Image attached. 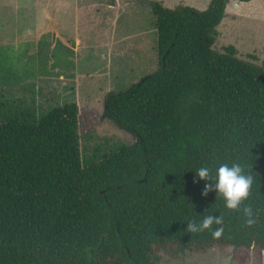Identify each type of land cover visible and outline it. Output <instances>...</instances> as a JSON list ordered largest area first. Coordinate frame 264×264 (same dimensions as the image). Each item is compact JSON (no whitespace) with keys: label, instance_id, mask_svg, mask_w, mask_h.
Masks as SVG:
<instances>
[{"label":"trees","instance_id":"1","mask_svg":"<svg viewBox=\"0 0 264 264\" xmlns=\"http://www.w3.org/2000/svg\"><path fill=\"white\" fill-rule=\"evenodd\" d=\"M229 1L151 4L158 68L103 103L133 143L83 157L75 102L3 117L0 264H163L226 247L264 264V64L215 48ZM231 162L254 176L251 225L201 196L195 168ZM210 212L225 216L222 237L186 231Z\"/></svg>","mask_w":264,"mask_h":264},{"label":"rangeland","instance_id":"2","mask_svg":"<svg viewBox=\"0 0 264 264\" xmlns=\"http://www.w3.org/2000/svg\"><path fill=\"white\" fill-rule=\"evenodd\" d=\"M155 1L205 9L210 0H0V124L4 116L75 102L83 157L135 137L102 117L109 91L158 68ZM228 3L215 48L233 44L264 64V0ZM97 148H99L97 150ZM163 264H260L256 250L226 247Z\"/></svg>","mask_w":264,"mask_h":264},{"label":"clouds","instance_id":"3","mask_svg":"<svg viewBox=\"0 0 264 264\" xmlns=\"http://www.w3.org/2000/svg\"><path fill=\"white\" fill-rule=\"evenodd\" d=\"M195 174L200 181H205L201 196H207L210 191L217 194L224 209L243 215L247 224L253 221V209L247 206L254 185V176L247 170V166L240 162L221 163L214 172L211 167L201 165L195 168ZM195 182V181H194ZM225 216L209 214L187 222L186 231L193 235L208 232L214 239L222 237L224 233Z\"/></svg>","mask_w":264,"mask_h":264},{"label":"crops","instance_id":"4","mask_svg":"<svg viewBox=\"0 0 264 264\" xmlns=\"http://www.w3.org/2000/svg\"><path fill=\"white\" fill-rule=\"evenodd\" d=\"M160 1H162V0H160ZM230 1H233V0H230ZM230 1H229V2H230ZM251 1H252V0H251ZM229 2H228V3H229ZM249 2H250V1H249ZM228 3H227V5H226V12H227V6H228ZM240 3H241L240 1H238L237 3H235V7H238V6L240 5ZM162 4H163V3H162ZM263 7H264V4H263ZM227 15H228V13L225 15V17H226ZM223 19H224V18H223Z\"/></svg>","mask_w":264,"mask_h":264}]
</instances>
